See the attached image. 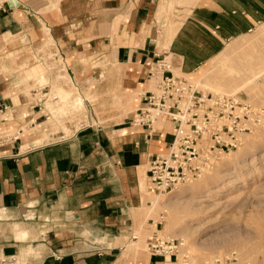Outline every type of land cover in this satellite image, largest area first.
Listing matches in <instances>:
<instances>
[{
	"label": "crops",
	"instance_id": "crops-1",
	"mask_svg": "<svg viewBox=\"0 0 264 264\" xmlns=\"http://www.w3.org/2000/svg\"><path fill=\"white\" fill-rule=\"evenodd\" d=\"M9 1L0 0V55L18 39L30 54L51 41L55 55L47 64L65 65L58 72L85 95L104 97L97 102L110 103L116 92L136 94L133 114L159 56L171 55L173 73L192 75L264 23V0H69L55 12L33 0H17L16 7ZM172 8L162 52L153 34ZM102 59L117 71L96 68ZM32 85L17 72L2 74L0 63V256L15 264H166L125 247L150 203L138 169L167 149L172 124L147 138L129 125L131 116L118 124L106 119L49 142L37 129L46 123V99L30 103L25 92ZM9 113L12 121L3 116Z\"/></svg>",
	"mask_w": 264,
	"mask_h": 264
},
{
	"label": "rangeland",
	"instance_id": "rangeland-1",
	"mask_svg": "<svg viewBox=\"0 0 264 264\" xmlns=\"http://www.w3.org/2000/svg\"><path fill=\"white\" fill-rule=\"evenodd\" d=\"M67 1L33 0L36 4L49 6L50 12H55ZM173 13L172 8L168 20L159 24L153 34L161 44L162 52H168L162 35L172 26L167 22ZM11 39L6 36L7 42ZM48 42L46 50L30 54L26 50L27 41L18 39L16 48L7 53L2 51L0 55L2 74L17 72L22 81L33 80L30 90L34 89L37 94L33 95L35 92L29 89L25 92L30 103L46 99L49 112L42 127L50 128L45 130L47 141L59 140L61 136L66 139L76 130L104 123L106 119L111 124L123 123L125 117L133 115L138 107L136 94L126 98L122 92H116L110 103L97 102V95H85L72 84L67 74L65 77L58 72L66 68L62 62L61 68L59 61L47 64L46 58L55 55L51 47L54 44ZM103 60L94 64L96 68L102 72L117 71L115 66H107ZM4 62H10L12 69L9 72ZM53 71H57L56 80L50 77ZM173 71L175 76L187 79L206 92L237 96L264 107V23L248 35L232 40L196 73L185 75ZM200 72L208 73L204 83L198 82ZM63 78L66 81L62 80L61 85L59 82ZM149 89H153L152 83ZM100 99L104 100V97ZM3 116L12 121V114ZM148 168V164L144 171L140 168V187L150 203L144 204L143 221L133 230L136 239L126 237L125 253H137L142 258L149 255L147 243L154 225L150 226L148 220L152 219L160 222L158 229L162 234L185 240L177 260L172 261L174 264H215L216 261L219 264H264V131L245 135L237 149L218 158L206 173L165 194L148 191ZM231 255L233 259L225 262ZM14 262L8 259V264Z\"/></svg>",
	"mask_w": 264,
	"mask_h": 264
},
{
	"label": "built area",
	"instance_id": "built-area-1",
	"mask_svg": "<svg viewBox=\"0 0 264 264\" xmlns=\"http://www.w3.org/2000/svg\"><path fill=\"white\" fill-rule=\"evenodd\" d=\"M149 80L153 89L143 95V105L128 120L129 125L142 129L147 138L161 132L167 123L173 126L167 149L152 155L148 162L150 193L165 194L200 177L218 158L237 149L245 135L264 131V107L237 96L206 92L175 76L168 54L153 63ZM159 224L150 221L154 230L148 239V253L163 261L177 260L185 240L162 234ZM8 259L14 257L0 256V264H8ZM229 259L233 256L225 262Z\"/></svg>",
	"mask_w": 264,
	"mask_h": 264
},
{
	"label": "bare ground",
	"instance_id": "bare-ground-1",
	"mask_svg": "<svg viewBox=\"0 0 264 264\" xmlns=\"http://www.w3.org/2000/svg\"><path fill=\"white\" fill-rule=\"evenodd\" d=\"M13 45V42L10 44V46H12ZM245 60V59H244ZM240 62H241V60H240ZM242 63V62H241ZM244 63H246V61L244 62ZM247 63H249V61L247 62ZM255 63V62H254ZM240 65V64H239ZM244 65H246V64H244ZM241 66V65H240ZM208 73L207 72H204V73H199V80H198V82L200 83V82H202V83H204V80H205V77H206V75H207ZM197 82V83H198ZM240 88V87H239ZM46 129H50L49 128V126H44V127H40L39 129H38V132H41V133H45L46 131ZM44 130V131H43ZM142 167H144V166H142ZM140 168V167H139ZM139 170V175H140V169H138ZM141 176V175H140ZM141 183H142V181H140ZM211 189V188H210ZM211 192H209V194H210ZM219 194V193H218ZM160 195V194H159ZM162 196V195H161ZM137 243H139V242H137ZM137 245V244H136ZM131 246V245H130ZM138 247H139V245H137ZM136 246V248H138ZM168 262H170V264H174L172 261H168Z\"/></svg>",
	"mask_w": 264,
	"mask_h": 264
},
{
	"label": "water",
	"instance_id": "water-1",
	"mask_svg": "<svg viewBox=\"0 0 264 264\" xmlns=\"http://www.w3.org/2000/svg\"><path fill=\"white\" fill-rule=\"evenodd\" d=\"M8 3L11 7H16L19 5V2L17 0H11Z\"/></svg>",
	"mask_w": 264,
	"mask_h": 264
}]
</instances>
